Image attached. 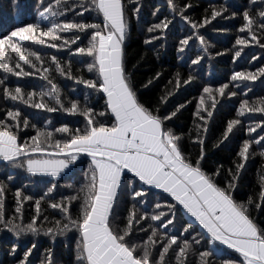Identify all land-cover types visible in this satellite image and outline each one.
Returning <instances> with one entry per match:
<instances>
[{
    "label": "snow or ice",
    "instance_id": "obj_1",
    "mask_svg": "<svg viewBox=\"0 0 264 264\" xmlns=\"http://www.w3.org/2000/svg\"><path fill=\"white\" fill-rule=\"evenodd\" d=\"M39 2L36 22L0 35V72L4 74L0 78V97L12 102L0 117V167L6 169L4 179L0 180V233H11L16 238L11 255L17 264H31L29 257L36 247L32 242L17 257L22 236L43 234L54 243L57 236L67 238L69 233L75 239V264H264V226L253 217V212L259 214L264 210V176L260 177L255 198L249 195L239 201L235 196L246 162L257 154L264 158V97L250 101L241 89L243 98L236 118L226 122L214 144L219 147L230 135L234 136V130L242 126V117L261 114L255 124L247 127L248 138L238 146V162L233 167L217 164L211 171L206 170L204 147L209 122L219 102L217 95L237 96V91L229 89L230 84L234 88L243 84L251 91V85L245 82L264 77V66L254 71H234L228 83L216 88L203 86L192 128L187 134L176 133L169 122L185 105L171 109L165 106L162 110L161 105H167L172 92L166 93L155 106L141 103L126 66L123 46L130 31V19H139L140 0ZM165 6L168 15L161 13L159 7L152 12L157 20L146 29L149 34L144 41L146 45L166 39L169 25L179 18L189 26L190 34L179 39L177 51L184 53L190 42L199 41L207 53L208 45L199 29L218 17L232 20L239 15L241 25L231 49L233 61L241 58L244 48L251 45L264 49V0H248L239 12L230 11L223 4L209 5L199 21L186 14L193 7L191 3L165 0ZM129 10L131 16L126 15ZM93 13L97 14L98 22L91 20ZM45 21L46 25L42 23ZM31 45L56 49L57 53L67 49L70 59L61 63L58 55H51L44 67L41 53ZM201 59L197 54L191 64L198 66ZM73 60L95 78L74 76ZM53 72L99 94L105 99L103 109L98 111L88 104L82 107L78 100L62 99L58 85L50 79ZM36 75L47 82L39 92L8 86L9 76ZM160 76L157 72L142 87ZM181 79L177 72L174 81L168 83L179 88ZM194 79L189 72L183 83L190 84ZM21 106L79 115L84 119V127L72 128L67 123L56 127L51 121L42 127L30 125ZM22 129L34 134L26 131L22 136ZM186 140L197 147L195 158L187 150ZM253 145L261 150L253 151ZM77 168L83 172L81 185L78 188L65 185L70 193L67 195L58 192L60 181ZM13 169H22L28 174L27 179L51 177L47 181L50 186L39 198L26 195L15 187ZM9 186L15 187L11 214L6 211ZM153 189L162 190L171 199L165 197L163 202L155 203L151 212L138 214L137 205L144 206ZM29 201L34 212L25 222L24 204ZM42 202L59 219L49 221L43 214ZM41 220L51 226L38 223ZM220 245L238 255L217 256ZM41 264H55L51 249L45 250Z\"/></svg>",
    "mask_w": 264,
    "mask_h": 264
},
{
    "label": "trees",
    "instance_id": "obj_2",
    "mask_svg": "<svg viewBox=\"0 0 264 264\" xmlns=\"http://www.w3.org/2000/svg\"><path fill=\"white\" fill-rule=\"evenodd\" d=\"M177 2L191 3L193 7L186 14L192 19L199 21L209 5L219 7L223 4L229 6L230 11L239 12L246 6L248 0H177ZM140 3L142 7L139 19L137 20L135 17L130 19V31L123 46L127 69L131 73L132 80L137 87L141 103L149 107L155 106L166 93L172 92L173 94L167 97V105H161L162 110L165 106L171 109L179 104L185 105L177 113V116L169 122V127L176 133L187 134L188 130L193 126L195 106L198 103L199 95L202 94L203 86L209 85L216 88L222 83H228L234 71H254L256 68L264 66V49L251 45L244 48L241 58L235 62L233 61L231 49H233L236 34L241 25L239 15L232 20H221L218 17L211 24L199 29L200 34L205 37L206 45H208L207 53H204L203 48L199 45V41L190 42L189 47L185 49L184 53L177 51L179 39L190 34L189 26L185 22L180 21L179 18L173 20V23L169 25L166 39L153 41L152 44L146 45L144 41L149 36L146 29L157 20V17L152 15L153 10L159 7L160 12L164 15H168V10L165 6V0H140ZM126 9H129L128 4H126ZM39 10V0H15V2L14 0H0V35L7 34L15 27L36 22L39 19L37 16ZM126 15L131 16L130 10L126 12ZM69 18H71L70 13ZM91 20L98 22L96 13L92 14ZM42 23L44 25L47 24L46 21ZM224 29H227V31ZM31 47L33 50H38L41 53L42 59L45 61L44 67L48 66V59L51 55H58L61 63H66L70 59L67 49H63L60 53H57L56 49H50L46 46L31 45ZM218 52L223 54L217 55ZM197 54L201 55L203 59H201L198 66L192 65L191 59H194ZM253 56L258 59L253 60ZM38 67H40L39 64ZM78 69L79 71H77ZM157 72L161 73L159 79L153 80L147 87H142L150 79H153ZM177 72L182 77L179 88H176L174 83H168L170 80L174 81ZM189 72L194 75L195 79L190 84L185 85L183 79H186ZM72 74L74 76L83 75L85 79L95 78L94 75L88 74L75 60L72 63ZM3 76V72H0V78ZM50 79L58 85L62 99L65 101L68 99L78 100L82 107L88 104L98 111L103 109L105 99L86 86L66 77H61L54 72L50 75ZM9 80L11 81L8 85L9 87L20 86L25 92H39L47 85V82L40 75L27 78L9 76ZM262 81H264V77L258 78L255 81L245 82L251 85V91H248L243 84L239 88H234L230 84L229 89L238 93L235 97H219L217 95L219 102L209 122L208 137L204 146L206 151V170L211 171L217 164L223 165L224 168H229L233 167L234 162H238V146L242 143L243 139L248 138L246 129L248 126L255 124L261 114H248L242 117V126L234 130V136L230 135L229 139L225 140L219 147H214V144L221 137L226 127V122L236 118L239 101L243 98L241 89H243L244 93H247V98L250 101L264 97V82ZM11 106L12 102H7L0 97V117L3 116L4 110ZM21 107L23 109L22 114L28 118L30 125L36 124L37 127H42L48 121H51V125L56 127H59L62 123H67L72 128L79 127L82 129L84 127V119L79 115H70L59 111L48 113L45 110L33 109L26 106ZM26 131L29 134H34V131L22 129L21 135L23 136ZM257 133H260V129H257ZM257 133H253L252 135L256 136ZM186 148L191 152L193 158H195L198 153L197 147L188 144L186 140ZM252 150L258 153L261 149L253 145ZM5 171L6 169L0 167V180L4 179ZM11 171L16 177L15 187H20L26 195H33L39 198L50 186L47 181L51 180V177L37 176L27 179L28 174L22 169H13ZM261 176H264V158L257 154L246 162L245 168L242 170L239 187L235 193L236 199L244 201L249 195H253L255 198V194L259 191ZM82 182L83 172L80 168H77L73 174L65 176L60 181L57 191L64 192L66 195L70 194L69 190L64 186L71 184L74 188H78ZM15 187L9 186L7 192L6 211L9 214H11L14 207L12 196ZM165 197H167V194L153 189L147 194L145 205H137L138 214L145 210L151 212L155 203L158 201L163 202V198ZM59 198V195H57L56 199L59 200ZM167 198L171 199L170 197ZM128 206L130 207V204ZM42 211L44 215L49 217V221L59 219L51 209H47L45 202H42ZM33 212L32 202H26L24 204L25 222H27ZM253 217L261 226H264V210H261L259 214L253 212ZM185 219H188V217H185ZM38 223H43L46 227L51 226L48 222L42 220L38 221ZM15 242L16 238L11 233L7 235L0 233V264H17L16 259L11 255V248ZM32 242H35L36 247L29 257L31 264H41L45 258L46 249L52 250L55 264H75V239L73 234L69 233L67 238L57 236L54 243L49 236L43 234L38 237L22 236L17 248V257L22 256L23 251L31 247ZM237 255L235 252L223 250L221 246L217 250V256L221 258L236 257Z\"/></svg>",
    "mask_w": 264,
    "mask_h": 264
},
{
    "label": "crops",
    "instance_id": "obj_3",
    "mask_svg": "<svg viewBox=\"0 0 264 264\" xmlns=\"http://www.w3.org/2000/svg\"><path fill=\"white\" fill-rule=\"evenodd\" d=\"M157 190H159V189H157ZM160 191H162V190H160ZM193 219H194V218H193ZM220 246H221V245H220ZM222 246H223V245H222ZM222 246H221V248H222L223 250H229V251H232V252H234V250L227 249V247H226V246H223V247H222Z\"/></svg>",
    "mask_w": 264,
    "mask_h": 264
},
{
    "label": "rangeland",
    "instance_id": "obj_4",
    "mask_svg": "<svg viewBox=\"0 0 264 264\" xmlns=\"http://www.w3.org/2000/svg\"><path fill=\"white\" fill-rule=\"evenodd\" d=\"M222 246V245H221ZM223 247V246H222Z\"/></svg>",
    "mask_w": 264,
    "mask_h": 264
}]
</instances>
